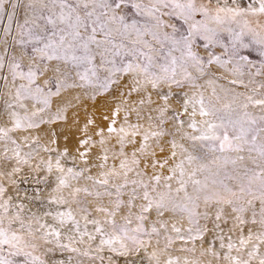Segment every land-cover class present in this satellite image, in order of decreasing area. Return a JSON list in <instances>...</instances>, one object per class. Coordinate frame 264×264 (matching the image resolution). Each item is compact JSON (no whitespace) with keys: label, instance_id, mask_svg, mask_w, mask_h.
<instances>
[{"label":"snow or ice","instance_id":"6c2138e0","mask_svg":"<svg viewBox=\"0 0 264 264\" xmlns=\"http://www.w3.org/2000/svg\"><path fill=\"white\" fill-rule=\"evenodd\" d=\"M0 264H264V0H0Z\"/></svg>","mask_w":264,"mask_h":264}]
</instances>
